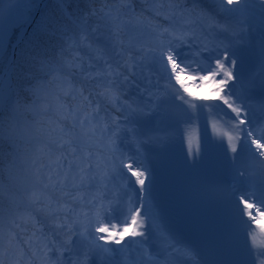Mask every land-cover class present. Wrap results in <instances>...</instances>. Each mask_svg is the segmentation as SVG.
I'll return each instance as SVG.
<instances>
[{
  "label": "snow or ice",
  "instance_id": "snow-or-ice-1",
  "mask_svg": "<svg viewBox=\"0 0 264 264\" xmlns=\"http://www.w3.org/2000/svg\"><path fill=\"white\" fill-rule=\"evenodd\" d=\"M41 2L0 0V98L15 93L13 111L23 109L33 117L22 121L21 138L25 145H35L34 151L27 147L22 151L21 144L6 135L0 112V172L7 140L9 154L28 166L30 177L20 200L23 211L17 209L7 231L0 228V249L15 247L23 256V240L33 256L43 253L50 264H82L76 258L75 236L88 240L96 256L107 258L102 264H115L117 255L133 252L136 260L132 264H209L193 245L170 231L155 200L148 149L163 152L172 136L144 132L140 122L170 118L188 123L198 120L201 110L211 114L216 107L225 113L230 109L237 126L248 122L241 135L227 137L233 154L230 162L234 167L241 159L264 164V125L250 120L251 106L237 92V86L243 88L246 83L238 62L243 50L254 43L260 56L259 87L264 90V0H214L213 11L203 6V0H151L154 15L189 25L180 29L153 27L143 10L136 13L132 0H100L99 9L90 8L76 17L64 7L70 0H55L75 30L51 19L46 31L59 41L55 54H48L51 47L40 46L16 59L8 54L11 36L19 28V43ZM87 2L91 5L97 0ZM93 17L98 22L90 26ZM14 73L29 83L14 85ZM247 83L256 86L254 81ZM92 88L99 91L94 93ZM204 88L221 104H197L204 98L193 95L192 89ZM132 89L144 99H124ZM97 97L122 114L107 143L97 133ZM172 99L189 111L168 107ZM125 140L135 145L134 153L121 146ZM238 146L240 156L235 155ZM199 152L197 147L193 153L189 141L187 154L192 163L199 159ZM235 170L239 176L245 175L238 167ZM246 183V190L235 195L242 206L239 211L246 217L240 223L250 245L245 260L236 264H264V239L255 235L257 230L264 234V175ZM28 226L33 231L24 237ZM126 237L130 239L124 244ZM53 252L58 255L50 258ZM66 252L69 258L64 260ZM0 264H4L2 259Z\"/></svg>",
  "mask_w": 264,
  "mask_h": 264
},
{
  "label": "trees",
  "instance_id": "trees-1",
  "mask_svg": "<svg viewBox=\"0 0 264 264\" xmlns=\"http://www.w3.org/2000/svg\"><path fill=\"white\" fill-rule=\"evenodd\" d=\"M44 0H42L43 2ZM138 3L141 4V7L143 10V15L148 12V8L146 5V0H137ZM41 2V3H42ZM132 0V4H133ZM102 6L100 0H97L94 4H89L87 0H70L69 3H67L64 7L66 8L67 12L73 16H83L84 13L88 12L90 8H97L99 9ZM39 8V7H38ZM38 10V9H37ZM37 10L32 14L33 15L37 12ZM139 13L141 11H138ZM51 19H57L64 23H67L70 30H75L74 26L72 25L71 21L64 15V12L61 10V6L55 2V0H47L44 2V6L42 11L39 13L37 20L35 21L34 25L32 26L30 32L28 33V36L26 37L23 45L18 49L17 51V58H21V53L24 52L25 54L29 52L38 51L40 46L43 47H51L50 55H54L56 52L55 45L59 43L56 37H51L48 35L46 28L48 27V22ZM92 25L97 23V19L93 17L91 20ZM101 24H103V21H99ZM20 29H16L15 32H13L11 36V40L9 41L8 45V54L11 55V49L13 44L16 42L20 35ZM34 34V35H33ZM127 39V37H125ZM29 83V81H26L22 78H19V74L15 73V85L19 84L21 87H23L25 84ZM87 94V93H86ZM23 95V93H21ZM14 101H17V97L15 93H12L11 99L8 103L7 110L4 112L3 117L6 113H8L11 108L13 107L12 103ZM88 110L87 108L85 109ZM23 117H27L28 114L24 113L23 109L20 110ZM10 122L3 123V127L5 129L6 135L7 134H13L14 130H17L15 119L11 118L9 119ZM96 123V122H95ZM97 125V123H96ZM101 135V133H98V136ZM13 136V135H12ZM19 141H22L23 143V149L25 147L31 149L32 151L35 150V145H25L22 138H19ZM3 165H2V172H0V183L3 184L5 187L0 185V213L2 210L5 209H13L15 210V200L11 196V194L8 192L7 189L10 191H15L16 189L13 188V186L18 184L19 175L14 173V169L17 166V162L20 161L19 158H15L14 156L10 155V149L7 140L3 142ZM31 156V153H29V157ZM1 255L6 259L10 258V254L7 251L0 252Z\"/></svg>",
  "mask_w": 264,
  "mask_h": 264
},
{
  "label": "bare ground",
  "instance_id": "bare-ground-1",
  "mask_svg": "<svg viewBox=\"0 0 264 264\" xmlns=\"http://www.w3.org/2000/svg\"><path fill=\"white\" fill-rule=\"evenodd\" d=\"M250 53L251 52L249 51L248 54H250ZM239 64H242L240 61L238 62V70L244 74V76L246 78V83H245V85L243 87L244 90H240L239 91V88H241V87L237 86L238 91H239V93L244 94V96L247 99V101H251L253 103L254 102L258 103V101H256L254 99V98H256V96L254 95V92L252 90V86L249 85L247 83V81L251 80V81H254L255 84H256V82L260 79V77H259V72L260 71L256 68V66H253L252 63H250L249 61L247 62V60H245L244 58H243V64L244 65L239 66ZM10 96H11V94L7 95L5 98H0V112H2V114H3V112L6 110V108L8 106ZM15 205H16L15 206V210H13L11 208L5 209V210H2L0 214H4L10 220L11 218L14 217V213L17 212L18 208H19L20 211H23V207L21 206V204L19 202H15ZM38 219H39V217H38ZM17 223H20V220H19L18 217H17ZM9 227H10V224H9V226L4 227V230L7 231V229ZM32 231H33V229L31 228V226H28V231L22 233V235L24 237H28L31 234ZM21 244H24L23 240H21ZM88 253H89L90 257H94V258H97V259H102V257L96 256L93 251H89ZM76 258H78L81 261L82 260L81 254L76 253ZM0 259L5 261V258L1 255V253H0Z\"/></svg>",
  "mask_w": 264,
  "mask_h": 264
},
{
  "label": "rangeland",
  "instance_id": "rangeland-1",
  "mask_svg": "<svg viewBox=\"0 0 264 264\" xmlns=\"http://www.w3.org/2000/svg\"><path fill=\"white\" fill-rule=\"evenodd\" d=\"M208 1H209L211 4H214V0H208ZM235 2H236V0H234V3H235ZM241 2H242V0H241ZM144 39H146V37H145ZM15 104H16V101H14V102L12 103L13 107H14ZM13 107L11 108V110H10L8 113H6V114L4 115V117H3V123L10 122L9 119H11V118H14L15 121H16V120H20V121L23 120V116H21V115H22L21 111H19V112H14V111H13ZM27 119H28V120H33V117H32L31 115H28V116H27ZM19 131H22V132H23L22 125L19 126V127L17 128V130H14L12 135H13V138L16 139V142L19 143V144H21V150L23 151V143H21L22 141H19V138H20V136L18 135V132H19ZM107 138H108V137H107ZM108 139H109V138H108Z\"/></svg>",
  "mask_w": 264,
  "mask_h": 264
},
{
  "label": "water",
  "instance_id": "water-1",
  "mask_svg": "<svg viewBox=\"0 0 264 264\" xmlns=\"http://www.w3.org/2000/svg\"><path fill=\"white\" fill-rule=\"evenodd\" d=\"M40 10H41V7L39 8V11H40ZM35 19H36V18H35ZM35 19H34V21H35ZM34 21H33V22L30 24V26L27 28V30H26V32H25L23 38L19 40V43L16 42V43L13 45L12 55L14 54V55H15V58H16V54H17V50H18V48L22 45V43L24 42L25 38L27 37V35H28V33H29V31H30V29H31V27H32V25H33V23H34ZM13 84H14V74H13Z\"/></svg>",
  "mask_w": 264,
  "mask_h": 264
}]
</instances>
